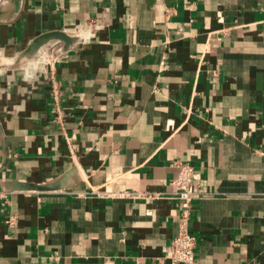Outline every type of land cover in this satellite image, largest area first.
Instances as JSON below:
<instances>
[{
	"label": "crops",
	"instance_id": "obj_1",
	"mask_svg": "<svg viewBox=\"0 0 264 264\" xmlns=\"http://www.w3.org/2000/svg\"><path fill=\"white\" fill-rule=\"evenodd\" d=\"M176 161L197 264H264V0H0V182L76 179L0 187V264H166Z\"/></svg>",
	"mask_w": 264,
	"mask_h": 264
},
{
	"label": "built area",
	"instance_id": "obj_2",
	"mask_svg": "<svg viewBox=\"0 0 264 264\" xmlns=\"http://www.w3.org/2000/svg\"><path fill=\"white\" fill-rule=\"evenodd\" d=\"M174 166L176 173L169 184L173 188L175 199L178 201L179 227L166 249L164 260L166 264H197L195 259L196 239L189 232V220L192 202L200 199L204 192L195 185L196 173L191 164L176 161ZM119 195L147 199L160 197L157 192H122Z\"/></svg>",
	"mask_w": 264,
	"mask_h": 264
},
{
	"label": "water",
	"instance_id": "obj_3",
	"mask_svg": "<svg viewBox=\"0 0 264 264\" xmlns=\"http://www.w3.org/2000/svg\"><path fill=\"white\" fill-rule=\"evenodd\" d=\"M57 41L62 44L60 52H65L69 48L73 47L78 42V37L69 35L62 31H52L48 33H43L36 38H34L26 49L18 56L15 67L20 64V62H27L31 60L38 52V50L44 45ZM74 173V170H71L67 174L43 183H34V182H20V181H4L0 182V187L3 191H34V192H48L56 191L61 189H66L71 187L76 183V179L69 178L70 175ZM71 179V180H70Z\"/></svg>",
	"mask_w": 264,
	"mask_h": 264
}]
</instances>
